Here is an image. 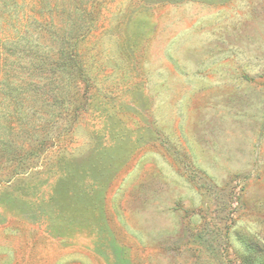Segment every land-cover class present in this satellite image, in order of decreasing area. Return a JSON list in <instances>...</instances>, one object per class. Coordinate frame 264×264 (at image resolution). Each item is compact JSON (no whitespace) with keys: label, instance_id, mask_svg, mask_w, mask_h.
Returning a JSON list of instances; mask_svg holds the SVG:
<instances>
[{"label":"rangeland","instance_id":"rangeland-1","mask_svg":"<svg viewBox=\"0 0 264 264\" xmlns=\"http://www.w3.org/2000/svg\"><path fill=\"white\" fill-rule=\"evenodd\" d=\"M0 264H264V0H0Z\"/></svg>","mask_w":264,"mask_h":264}]
</instances>
